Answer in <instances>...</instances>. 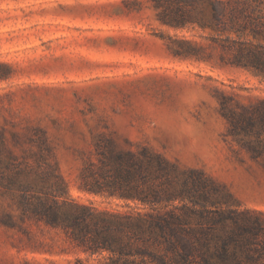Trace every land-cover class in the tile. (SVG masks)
<instances>
[{"label": "rangeland", "instance_id": "rangeland-1", "mask_svg": "<svg viewBox=\"0 0 264 264\" xmlns=\"http://www.w3.org/2000/svg\"><path fill=\"white\" fill-rule=\"evenodd\" d=\"M208 32L164 26L151 0H0V150L6 174L47 185L61 175L75 201L135 212L138 202L83 190L101 171L100 149L145 161L147 187L182 188L186 172L210 177L233 207L264 219V135L236 133L221 102L255 110L264 82L224 66ZM175 39L204 48L176 56ZM211 54V58H205ZM143 150L159 154L158 174ZM46 160L39 162L41 154ZM0 264H100L61 230L21 220L17 194L0 184Z\"/></svg>", "mask_w": 264, "mask_h": 264}, {"label": "trees", "instance_id": "trees-1", "mask_svg": "<svg viewBox=\"0 0 264 264\" xmlns=\"http://www.w3.org/2000/svg\"><path fill=\"white\" fill-rule=\"evenodd\" d=\"M158 20L175 30L208 32L222 50L224 66L246 69L264 82V0H151ZM174 54L200 59L204 48L194 41L175 39ZM211 54L203 57L206 61ZM223 97L222 111L232 130L264 135V99L255 110L237 113ZM102 164L93 184L83 190L107 198L138 202L135 212L100 210L69 195L61 175L47 185L23 180L21 171L6 174L10 161L0 150V184L15 193L21 220L31 219L61 230L89 256H102L100 264H264V219L261 213L233 207L230 195L198 170L186 172L182 188L147 187L145 161L132 151L99 149ZM158 174L167 170L159 154L143 150ZM39 162L46 160L42 153ZM0 220L14 227L11 214Z\"/></svg>", "mask_w": 264, "mask_h": 264}]
</instances>
